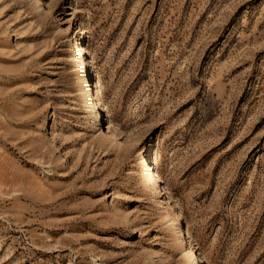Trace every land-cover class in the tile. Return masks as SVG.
<instances>
[{
    "label": "rangeland",
    "instance_id": "1",
    "mask_svg": "<svg viewBox=\"0 0 264 264\" xmlns=\"http://www.w3.org/2000/svg\"><path fill=\"white\" fill-rule=\"evenodd\" d=\"M201 257L264 264V0H0V264Z\"/></svg>",
    "mask_w": 264,
    "mask_h": 264
},
{
    "label": "bare ground",
    "instance_id": "2",
    "mask_svg": "<svg viewBox=\"0 0 264 264\" xmlns=\"http://www.w3.org/2000/svg\"><path fill=\"white\" fill-rule=\"evenodd\" d=\"M83 50V49H82ZM82 50H81V48L79 47V46H77L76 47V51H77V56H79V60H78V66H79V68L81 69H84L85 70V68H86V66H85V64H84V62H83V59H82V57H81V54H82ZM90 90V89H89ZM97 92H94L93 93V91L91 92V90H90V96H89V103H90V105H91V107L94 109V110H99V106H101L102 107V109L101 110H106L105 109V107L103 106V104L101 103V101H100V99L98 98V90H96ZM88 92V91H87ZM96 97V102H95V98H94V96ZM87 99V100H88ZM89 106V105H88ZM109 127V126H108ZM107 127V128H108ZM110 129H112V126H110ZM108 130V129H107ZM111 134L112 135H114V132L111 130ZM145 166V165H144ZM149 167V166H148ZM150 169V168H149ZM145 174H147L146 176H148L149 177V179H150V181H153L154 183H155V186H154V188H155V190H154V188H153V190L154 191H156V192H158L159 194H160V190H159V186L157 185V181H155L154 180V176L152 175V173L149 171V170H146V173ZM148 182H149V180H148ZM170 199V198H169ZM167 202V201H166ZM170 202V201H169ZM163 204V203H162ZM171 207V206H170ZM167 208V207H166ZM168 211V210H167ZM172 215V214H171ZM182 218V217H181ZM173 220V219H172ZM174 220H175V223H177L178 222V220H179V216H175L174 217ZM173 220V221H174ZM178 224V223H177ZM182 224V223H181ZM175 225V224H174ZM181 227H178V229L176 230L177 232L176 233H178V239H179V243H180V245L181 246H184L185 247V245H187L188 246V248H189V250H190V254L193 252V247H192V244L189 242V244H187V242L188 241H186L187 239L185 238V233H183L182 232V229H180ZM187 234H189V238L191 237V233L189 232V229H187V231H186V235ZM204 262H206L205 261V259H204V257H201V259H200V263H204Z\"/></svg>",
    "mask_w": 264,
    "mask_h": 264
}]
</instances>
